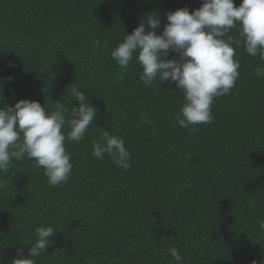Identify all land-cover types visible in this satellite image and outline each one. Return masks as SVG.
I'll use <instances>...</instances> for the list:
<instances>
[{
	"label": "trees",
	"instance_id": "trees-1",
	"mask_svg": "<svg viewBox=\"0 0 264 264\" xmlns=\"http://www.w3.org/2000/svg\"><path fill=\"white\" fill-rule=\"evenodd\" d=\"M202 2L0 0V78L14 77L3 103L28 99L51 110L63 102L70 110L78 107L75 85L97 109L84 138L65 141L66 182L50 186L27 157L0 174L4 264L17 249L28 255L39 226L56 232L36 264H175L169 247L184 264H264V78L254 74L264 60L246 53L239 26L223 38L233 41L240 76L197 132L177 123L184 96L175 82L146 87L135 56L121 70L110 55L143 16H160L159 34L165 13ZM104 130L125 140L128 170L92 155Z\"/></svg>",
	"mask_w": 264,
	"mask_h": 264
},
{
	"label": "clouds",
	"instance_id": "clouds-1",
	"mask_svg": "<svg viewBox=\"0 0 264 264\" xmlns=\"http://www.w3.org/2000/svg\"><path fill=\"white\" fill-rule=\"evenodd\" d=\"M165 16L167 23L159 34L155 30L161 28L160 16L154 12L143 16L131 34L123 33L110 55L121 70L128 69L135 56L142 69L140 80L146 87L158 81L175 82L184 96L177 123L197 132L198 125L212 122L214 99L230 94L240 76L233 41L223 37L239 26L246 53L264 60V0H241L238 6H234V0H203L191 12L182 7ZM100 44L99 39L92 40L93 47ZM169 52L178 58L169 59ZM254 74L264 78V66H258ZM121 78L115 76L114 82ZM12 79L0 78V174L8 172L14 160L27 157L37 168H43L50 186H58L69 179L72 171L65 141L79 143L94 123L97 109L75 85L70 94L78 107L71 102L70 110L63 102H54L49 110L28 99L8 105L3 103V88ZM92 148L96 159H103L106 154L119 168L129 169L131 153L122 137L104 130ZM3 187L4 182L0 181V188ZM261 228L264 229V223ZM55 232L52 226L37 227L28 255H24L22 248L17 249L10 264H36V258L52 244ZM168 252L175 264H184L177 248L169 247ZM0 264L4 261L0 260Z\"/></svg>",
	"mask_w": 264,
	"mask_h": 264
}]
</instances>
